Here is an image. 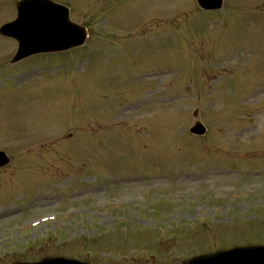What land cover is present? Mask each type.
I'll use <instances>...</instances> for the list:
<instances>
[{"label":"rangeland","instance_id":"374dc122","mask_svg":"<svg viewBox=\"0 0 264 264\" xmlns=\"http://www.w3.org/2000/svg\"><path fill=\"white\" fill-rule=\"evenodd\" d=\"M18 1L0 0V27ZM55 1L87 26L84 46L12 64L0 36V264H184L263 243L264 0ZM75 207L66 227L33 228Z\"/></svg>","mask_w":264,"mask_h":264},{"label":"water","instance_id":"95a60500","mask_svg":"<svg viewBox=\"0 0 264 264\" xmlns=\"http://www.w3.org/2000/svg\"><path fill=\"white\" fill-rule=\"evenodd\" d=\"M198 2L207 10L221 9L223 6V0H198ZM17 8V19L0 29L1 35L14 38L19 43V50L13 62H18L36 53L69 50L86 41L87 30L71 21L70 11L63 5L52 0H22ZM192 131L202 135L206 129L198 122ZM8 161L0 152V166ZM19 264L91 263L52 258L38 263ZM186 264H264V246L237 248L204 255L193 258Z\"/></svg>","mask_w":264,"mask_h":264}]
</instances>
